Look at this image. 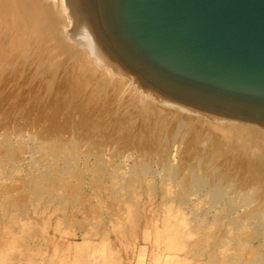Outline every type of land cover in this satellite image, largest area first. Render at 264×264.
<instances>
[{"label":"rangeland","instance_id":"obj_1","mask_svg":"<svg viewBox=\"0 0 264 264\" xmlns=\"http://www.w3.org/2000/svg\"><path fill=\"white\" fill-rule=\"evenodd\" d=\"M11 84L0 93V264H264V226L240 222L226 198L210 203L206 188L180 200L157 152L142 172L134 149L59 152L24 120L5 124L20 98Z\"/></svg>","mask_w":264,"mask_h":264},{"label":"bare ground","instance_id":"obj_2","mask_svg":"<svg viewBox=\"0 0 264 264\" xmlns=\"http://www.w3.org/2000/svg\"><path fill=\"white\" fill-rule=\"evenodd\" d=\"M0 79V93L11 82L20 96L5 124L24 120L59 152L86 141L100 158L107 144L112 159L134 149L142 172L155 151L180 200L206 188L210 203L226 198L227 209H244L240 222L264 226V129L161 104L77 40L67 0H0Z\"/></svg>","mask_w":264,"mask_h":264},{"label":"water","instance_id":"obj_3","mask_svg":"<svg viewBox=\"0 0 264 264\" xmlns=\"http://www.w3.org/2000/svg\"><path fill=\"white\" fill-rule=\"evenodd\" d=\"M77 40L161 104L264 129V0H67Z\"/></svg>","mask_w":264,"mask_h":264}]
</instances>
